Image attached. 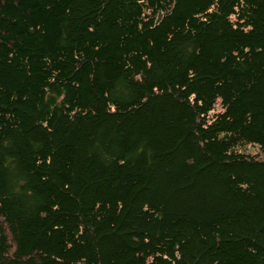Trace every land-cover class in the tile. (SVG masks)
Segmentation results:
<instances>
[{"label": "trees", "instance_id": "1", "mask_svg": "<svg viewBox=\"0 0 264 264\" xmlns=\"http://www.w3.org/2000/svg\"><path fill=\"white\" fill-rule=\"evenodd\" d=\"M0 264H264V0H0Z\"/></svg>", "mask_w": 264, "mask_h": 264}]
</instances>
